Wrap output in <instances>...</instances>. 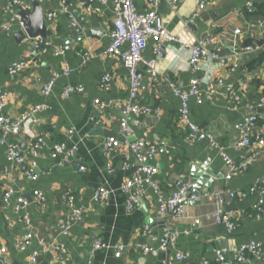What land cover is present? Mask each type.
I'll list each match as a JSON object with an SVG mask.
<instances>
[{"label": "crops", "instance_id": "crops-1", "mask_svg": "<svg viewBox=\"0 0 264 264\" xmlns=\"http://www.w3.org/2000/svg\"><path fill=\"white\" fill-rule=\"evenodd\" d=\"M31 1V0H29ZM44 10L56 13L55 20L47 22L51 34L47 35L54 45L63 47L59 57L51 53H38L31 39L21 37L17 26L9 31L2 28L9 14L0 9V88L8 93V101L0 113L18 118L28 107L45 104V110L35 115L30 129L42 136L44 146L35 157L27 155L31 138L21 130L3 137L0 133V241L6 252L0 254V264H29L28 256L32 249H38L39 264H202L215 261L217 250L225 249L226 264H264L262 256L248 255L244 261L236 262L233 255L242 245L251 242L264 244V194H249L243 200L226 199L223 210L232 214L234 230L227 232L225 227L216 224L212 217L217 208L213 198L188 201L181 217L160 216L156 210L154 196L147 191L140 207L126 210L127 194L121 186L130 176L123 168L124 157L119 150L107 154L103 143L111 135L122 140L120 121L124 117L121 102L128 95L127 71L119 57L106 53L109 43V30L112 27L113 9L111 0H68L77 25H71L67 16L60 11V0H38ZM200 0H179L176 11L170 9L165 0L159 3V13L165 20L168 30L179 40L168 43L167 51L156 59L155 68L158 80H151L144 61L154 57L152 42L143 52L140 72L144 75L139 94V104L158 107L159 110L148 116L128 117L132 134L124 140H136L146 132V138L156 150H144L148 162L156 171L153 178L160 188L169 192L176 181H192L191 165L198 166L202 173L210 169V182H201L196 190L200 193L244 190L255 178L264 176V142L262 145L241 149L237 147L240 137L239 123L244 116L257 113L260 120L257 130L264 137V111L259 107V98L264 95V60L249 69V64L257 52L233 56L234 51L243 47L246 38H264V28L260 23L261 15H246V4L261 5L264 0H207L198 17L192 15L198 9ZM4 0H0V6ZM147 0H136L135 9L144 12L148 9ZM99 7L100 12L87 10ZM238 27L242 33L236 34ZM209 36L207 47L219 49L221 56L217 65L207 64L194 71L186 63L187 49L181 48L186 41ZM126 45L124 46V48ZM87 51L92 57L84 61L78 51ZM25 60L26 66L17 74L8 73V67L17 60ZM67 66L68 73L60 75L51 93H42L50 70L60 71ZM235 67L234 70H231ZM208 72L223 78L226 83L246 80L242 90L241 104L234 106L228 98L225 86L209 94L202 84V97L198 103L193 98L189 103L191 121L215 136L225 154L239 162L248 158L246 168L235 173L229 180L225 178L228 167L219 155V148L204 140L187 142L179 131L176 120L179 99L172 93V85L187 89L194 77H205ZM104 73L112 76L108 90L99 86ZM67 84H82L84 91L79 94L63 96ZM95 101L104 103L98 110ZM71 131V132H70ZM4 142L1 143V140ZM64 144L74 151L68 163H60L53 158L51 151L55 145ZM16 146L26 153V159L18 164L6 159L8 146ZM198 164V165H196ZM83 166V170L79 167ZM203 168H202V167ZM31 169L34 177H28L25 170ZM205 169V170H204ZM104 186L111 190L106 204L93 200L96 188ZM13 194L7 203L2 201L6 190ZM34 190L43 193L38 201ZM68 193L74 198L76 207L82 209V217L69 228L67 235H61L59 219L70 213L61 199ZM24 197L26 205L15 210L18 197ZM262 202V211L257 212L255 204ZM232 205V206H231ZM28 216L33 239L26 250L16 247L18 239L27 231L22 215ZM149 232H142L144 226ZM165 226L176 227L180 234L173 249L160 251L157 255L144 254L142 245L158 247ZM100 240L107 248L91 252L92 243ZM56 242L64 245L65 252L46 250L43 246L53 247ZM121 243L124 250L121 256L114 255L113 246ZM181 251L185 259L177 261L175 253Z\"/></svg>", "mask_w": 264, "mask_h": 264}, {"label": "built area", "instance_id": "built-area-1", "mask_svg": "<svg viewBox=\"0 0 264 264\" xmlns=\"http://www.w3.org/2000/svg\"><path fill=\"white\" fill-rule=\"evenodd\" d=\"M102 3H106L107 0H100ZM136 0H111L113 17L112 27L109 30V43L106 47V53L112 56L119 57L123 62V65L127 71L128 79V95L121 102L122 112L124 117L120 121V133L125 137L132 134V127L128 122V117H143L151 115L159 110L158 107L144 106L139 104V94L142 85L144 75L140 72V64L143 61V52L149 42H152L154 57L148 61H144L147 66V74L149 79L155 81L158 80V73L155 68L156 59L162 56L167 51L168 43H174L179 40L177 35L172 34L168 28L165 20L158 11L159 3L162 0H147L148 9L144 12H138L135 9ZM170 9L176 11L179 0H165ZM207 0H200L198 9L192 15V19H195L199 15V11L204 8ZM60 11L64 13L71 25H77V20L71 9V4L68 0H60ZM246 11L252 13L254 11V5L252 3L246 4ZM1 11L4 14H9L8 20L2 25V28L6 31L17 26L20 30L23 29V22L18 11L30 12L32 4L29 0H4V3L0 6ZM87 10L94 12H100L99 7H89ZM46 23H52L55 20L56 13L54 11H48L44 14ZM260 26L264 28V19L260 23ZM236 34L242 33L241 29L236 27L234 29ZM209 36L205 38L196 39L195 41H186L182 43L181 48L187 49L188 56L186 63L188 67L194 71L201 70L203 64L217 65L220 63L221 56L219 49H209L207 47ZM31 39L33 48L42 54L51 53L52 55L59 57L63 54L64 50L61 45H54L48 38L42 36H35ZM264 39V38H263ZM126 47L124 48V46ZM262 48V45L253 43L250 45H244L240 50L234 51L233 56L240 54L254 53ZM77 55L82 57L84 61L90 60L92 55L87 51H78ZM26 66L25 60H17L10 64L8 67V73L11 75L17 74L21 69ZM232 67L231 70H234ZM68 73L67 66H63L60 71L51 69L50 74L46 82L44 83L42 93L48 96L57 79L60 75ZM112 81V76L109 73H104L99 80V86L108 90ZM202 84L206 85V90L209 94L216 93V89L224 85L222 77L215 76L212 72H208L205 77H194L190 80L187 89H180L172 85V93L179 99L178 116L176 125L181 132L182 136L187 142L194 143L200 141H208L212 145L219 148V155L228 167V171L225 178L229 180L235 173L240 172L247 167L249 159L242 158L239 162L226 155L223 148L219 147V144L215 140L213 133L202 129L198 125L194 124L189 117V103L193 98L196 102L201 101L202 97ZM246 85V80L243 78L238 79L235 83H226L225 90L228 98L231 100L234 106L241 104L242 102V90ZM84 91L82 84H67L62 90L63 96H69L72 94H79ZM8 101V93L2 91L0 88V111L3 108L4 103ZM98 110L100 111L105 106L102 101H95ZM259 107L264 111V95L259 98ZM45 104H34L27 108L18 118H11L10 116L0 113V133L3 137L9 134H15L23 130L30 138L31 142L27 155L35 157L38 151L44 146V140L42 136L35 134L30 129V123L35 120V115L45 110ZM260 115L257 113H251L243 117L239 123L240 137L237 141V147L241 149H250L260 146L264 142V137L256 129ZM71 132V131H70ZM4 139L1 140V143ZM103 148L107 154H110L114 150H119L124 157L123 168L130 171V176L124 181L121 186L123 192L127 194L126 210L128 212L133 211L138 207L144 197L147 195V191H151L155 199L156 210L160 216L169 217L177 216L181 217L184 213V205L188 201H198L202 198H213L217 203V208L213 212V219L216 224L223 225L228 233L232 232L235 228L232 221V214L226 213L223 210V203L226 197L228 199L243 200L249 194L263 193L264 194V176L257 177L253 182L244 190H224L214 192L200 193L196 190V184L193 181H183L181 179L176 181V186L169 192L163 191L157 181L154 180L153 175L156 168L148 162V158L144 152L146 148H149L151 152H154L156 148L150 145L146 138V132L143 136L133 140L120 141L114 137H108L103 143ZM6 159L9 161H15L21 164L26 159V153L16 146H8L6 150ZM53 158H58L60 163H68L74 156V151L68 149L64 144L55 145L51 151ZM84 167H79V170H83ZM25 174L28 177L33 178V172L31 169L25 170ZM195 189V190H194ZM34 196L38 201L43 199V193L39 190H34ZM13 194L12 189H8L2 196V201L7 203ZM111 190L107 187L100 186L93 192V200L101 205L106 204L110 198ZM62 201L70 209V213L61 217L58 221L61 235H67L69 233L70 226L79 221L82 217V209L78 208L74 204V198L68 193L61 195ZM26 205L24 197L17 198L15 203V210L20 211ZM257 212L262 211V202L255 204ZM22 220L25 223L27 231L18 239L16 247L19 250H26L33 239L32 231L30 230V224L28 222V216L22 215ZM150 228L146 225L143 227L142 232H149ZM180 234V231L176 227L165 226L162 230V236L160 238L159 246L153 247L149 245H142L141 251L144 254L150 253L157 255L160 251H166L173 249L175 242ZM46 250H52L53 248L59 250L60 253H64V245L61 242H56L53 247L43 246ZM107 248V245L100 241L95 240L92 243L91 252ZM124 245L118 243L113 246L114 255L116 257L121 256ZM6 247L0 241V254L3 255L6 252ZM225 249L217 250L215 253V261L226 264L228 258H226ZM38 249H32L28 256L29 264L38 263ZM264 254V244H258L251 242L246 245H242L238 253L233 255V259L236 262H241L246 259L248 255L262 256ZM177 261L185 259V255L181 251L175 253ZM5 264L7 263L4 261ZM60 264H66L61 262ZM202 264H212L208 260H203Z\"/></svg>", "mask_w": 264, "mask_h": 264}, {"label": "water", "instance_id": "water-1", "mask_svg": "<svg viewBox=\"0 0 264 264\" xmlns=\"http://www.w3.org/2000/svg\"><path fill=\"white\" fill-rule=\"evenodd\" d=\"M30 3L32 4V9L30 12L18 11L19 15L21 16V20L23 22V29H24V30L19 31L18 33L21 35V37H28V38H33L38 35L42 37H46L47 35H50L51 29L47 28L46 20L44 16V10L42 6L39 4V1L31 0ZM115 136L116 135H111V137H115ZM121 138H122L121 141H123L124 136H121ZM133 140L134 138L129 139L128 141H133ZM210 173H211V170L206 169L202 173V176H201V173L198 170V166L191 165L190 177L192 178V181L195 182L196 188L203 181V182H207V185L205 187L207 190V187L209 186V182H210L209 180ZM140 207L145 212L147 211L144 203H141Z\"/></svg>", "mask_w": 264, "mask_h": 264}, {"label": "trees", "instance_id": "trees-1", "mask_svg": "<svg viewBox=\"0 0 264 264\" xmlns=\"http://www.w3.org/2000/svg\"><path fill=\"white\" fill-rule=\"evenodd\" d=\"M261 14H264V7L261 5H255L254 11L252 13L247 12L246 15H261ZM253 43L262 45V48L257 51V54L250 62L249 69H252L254 66H258L264 60V39L253 40L251 38H246L243 42V46L250 45Z\"/></svg>", "mask_w": 264, "mask_h": 264}]
</instances>
